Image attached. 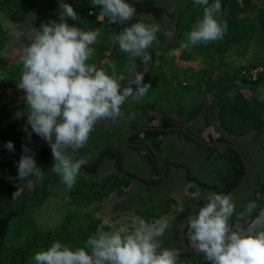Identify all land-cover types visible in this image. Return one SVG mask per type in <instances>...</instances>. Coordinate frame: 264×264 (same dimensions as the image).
<instances>
[{"label":"trees","instance_id":"trees-1","mask_svg":"<svg viewBox=\"0 0 264 264\" xmlns=\"http://www.w3.org/2000/svg\"><path fill=\"white\" fill-rule=\"evenodd\" d=\"M56 2L57 0L52 3L50 0H0L2 93L19 84L23 71L22 49L31 43L34 36L25 45H16L12 53L14 38L17 37L15 33L26 29L37 7L36 31H39L42 24L50 22L44 16L48 10L55 9L58 5ZM127 2L142 7H156L169 2L178 5L172 33H166L160 28L156 34L157 40L147 49L151 56L147 63L141 62L142 57H133L123 52L115 36L134 23L148 25L155 23L154 21L134 16L122 23H110L107 17L101 15V7L94 6L92 0L70 1L79 17L77 20L68 18L70 26L85 31L100 30L97 41L91 45L94 53L88 63L104 69L109 75H112L109 64L114 63L116 76L123 77L120 80L122 88L129 86V80L133 76L129 65H135L137 72H143L144 83L152 85L146 96L139 101H133L129 97L121 105L120 117L115 120L105 119L114 123L120 118H128V123L123 134L122 130L119 131L117 144L109 139V135L119 128L109 129L110 132L103 137L99 154L93 162L89 160L81 167L71 191H67L61 177L51 171L54 159L51 149L47 148L28 147L31 149L28 154L35 153L34 159L44 171V178L38 180L35 176H29L24 180L18 179V162L24 155L23 147L25 142L34 137L35 132L27 124L25 96L18 95L10 102L0 105V264H35L34 255L47 250L56 241L73 250L84 247L87 239L95 235L97 227L104 221L98 215L103 209L104 199L127 184L121 170L99 178L96 167L107 165L110 158L117 160L120 166L119 155L130 149V144L146 145L151 153L152 146L163 147L164 144L189 147V157L198 161V173L207 178L195 179L203 194H227L242 178V162L231 148L222 145L203 146L179 131L159 132L152 128L183 127L204 142L222 141L237 146L247 159L249 175L243 187L232 196L236 213L244 211L250 201H255L258 207L251 216L241 221H237L234 214L230 225H248L263 207L264 98L258 96L257 91L264 89V0H220L222 8L217 18L228 24L223 39L183 48L181 44L186 42V34L203 18L204 6L196 5L193 0L180 1L179 4L174 0ZM212 2L213 0H209V3ZM175 51L180 52L179 59L184 61L200 57L202 67L198 70L181 68L173 55ZM250 52L253 61L241 67L234 66L225 58L228 53L244 58ZM256 68H262V71L253 79L250 71ZM130 86L136 89L135 84ZM242 89L249 90L250 96H245ZM169 106L174 109L172 112L168 111ZM197 119H201L202 126L193 128L191 123ZM210 127L214 129V134L207 135L206 130ZM141 128L147 129L125 139ZM9 141L13 143L15 151H9L5 147ZM88 141L84 148L75 153L69 149L68 154L74 158L88 156L98 143L93 137H89ZM181 167L184 166L179 165ZM192 180L193 177L189 176L186 182L191 183ZM18 187L21 195L13 199V193ZM194 189L192 187L190 191L193 192ZM40 198L63 201L61 219L52 227L42 225L38 218ZM207 202L203 198L198 204L195 202L189 206L179 224L185 217L197 213ZM174 205L176 202L173 199L148 206L145 204L130 215L126 223L131 227V217L137 215L151 224L167 214ZM90 207L93 208L89 210ZM193 259L190 264L197 259L202 264H211L202 253Z\"/></svg>","mask_w":264,"mask_h":264},{"label":"clouds","instance_id":"clouds-1","mask_svg":"<svg viewBox=\"0 0 264 264\" xmlns=\"http://www.w3.org/2000/svg\"><path fill=\"white\" fill-rule=\"evenodd\" d=\"M193 2L204 6L203 18L186 34L181 47L223 39L228 24L217 18L221 14L220 0ZM92 4L101 7V15L110 23H122L136 15L135 7L127 0H92ZM61 8L60 22L50 21L42 24L39 31L33 29L31 43L23 47L18 87L25 92L27 124L49 143L54 159L51 171L71 191L90 156L74 158L68 150L75 153L84 148L98 121L120 117L121 105L129 97L139 101L152 85L144 83V74L137 72L135 65H129L133 78L129 86L122 88L123 77L116 76L114 63L109 64L112 75L89 64L94 53L91 45L97 41L100 30L70 26L65 17H79L71 5L62 3ZM159 30L157 23H134L117 34L115 40L123 52L142 57L141 62L147 63L151 59L147 49L157 40ZM131 84L136 85L135 90ZM5 147L15 151L11 141ZM23 152L18 162V179L35 176L42 180L44 171L37 166L35 153L28 154L31 149L26 146ZM20 195L18 187L13 199ZM206 199L208 202L199 209L198 216L188 220L193 248L211 264H264V209L252 219L248 231L234 230L230 225L233 215L236 214L237 221L244 220L258 207L256 202L250 201L237 214L231 194L210 192ZM168 227L167 221L149 224L137 215L131 217V227H115L105 219L84 247L73 250L56 241L47 250L37 252L33 260L35 264H180L178 251L162 248L160 238Z\"/></svg>","mask_w":264,"mask_h":264},{"label":"flooded vegetation","instance_id":"flooded-vegetation-1","mask_svg":"<svg viewBox=\"0 0 264 264\" xmlns=\"http://www.w3.org/2000/svg\"><path fill=\"white\" fill-rule=\"evenodd\" d=\"M50 1L52 3L56 0ZM70 1L71 0H57L56 3L58 5L55 9H52L51 11L48 10L44 17L47 20L59 23L60 13L62 11L61 4L66 3L70 5ZM174 1H177L178 4L184 2V0ZM132 6L136 9L135 17L152 20L159 24L160 28L166 33H172L173 22L178 10L177 4L169 2L168 4H161L156 7ZM37 12L38 7L35 8L31 17V22L27 24L26 29L15 33L17 38H14L15 43L13 44V49H15L18 44L25 45L34 35L33 29L36 30L38 25L36 20ZM65 20L70 25L67 17H65ZM127 123L128 118H120L114 123L108 122L105 119L97 122L94 130L89 136L98 141L96 148L90 151L88 155L92 162L99 154L103 146V137L110 132L109 129L112 127L119 128L109 135V139L114 144H117L120 136L119 131L122 130L121 134H123ZM191 126L193 128L201 127V119L192 122ZM132 133L134 134V132ZM132 133L125 139L128 140V138L133 135ZM206 134H214V129L212 127L208 128ZM25 146L38 149H51L49 143L36 133H34V137L30 141L25 142ZM151 151H153V153L150 152L146 145L139 143L133 145L130 144V149L123 151L119 155L121 157L120 166L117 163V160L110 158L107 165L96 167L97 176L99 178L121 170L125 174L124 181L127 183L120 187L119 190L122 192H113L104 199L102 203L103 209L100 212V216L102 218L105 217L110 221H117L120 218H126V220H128L130 215L134 214L139 207L144 206L145 204L148 206L151 203H162L169 199H173L175 200L176 205H174L167 214H164L158 219L169 223V227L160 239L162 241V248H168L175 251L182 250V241L180 239L181 228L189 217L198 212H194V214L185 217L179 224L181 216L187 213L189 206L193 205L195 202L198 204L203 198L207 197L208 194H203L201 192L202 190L198 188V182L195 180L196 178H199L200 180L207 178H204V176L198 173V161L189 157V147L177 144H164L163 147L152 146ZM0 158H2V156H0ZM179 165H183L184 167L179 168ZM189 176L193 177L191 183L186 182V179ZM148 184H151L152 186ZM192 187L195 188L193 192L190 191ZM125 224L129 225L126 222ZM246 226L241 223H236L233 226V229L242 230ZM184 243L188 247L192 246L191 230L188 227V223L184 230ZM198 254L199 252L197 251L192 253H180L178 261L180 264H190V260H194L193 258ZM192 264L202 263L197 259Z\"/></svg>","mask_w":264,"mask_h":264},{"label":"rangeland","instance_id":"rangeland-1","mask_svg":"<svg viewBox=\"0 0 264 264\" xmlns=\"http://www.w3.org/2000/svg\"><path fill=\"white\" fill-rule=\"evenodd\" d=\"M13 51L14 49L12 46L11 52L14 53ZM173 55L177 59L176 63L181 68H191L194 70H198L202 67V59L200 57H193L187 61H184V60L179 59L180 57L179 51L173 52ZM225 58L227 61L232 63L234 66H238V67L245 66L247 64H250L253 61L251 52L244 58H238L232 53L226 54ZM0 77H2L1 74H0ZM132 78L133 76L130 78L129 81H131ZM2 90L4 89L0 87V105L10 102L14 97L18 96V94L14 92L12 89L5 90V93H2L1 92ZM241 91L245 96H250L251 94V92L247 89H242ZM257 95L260 96L261 98H264V89L258 90ZM173 110L174 109L172 108V106L168 107L169 112H172ZM40 200L41 202L39 205L38 218L40 222L42 223V225L46 227H52L61 219V214H62L61 212H63V206H62L63 201H57L53 198H48L45 200H42L40 198ZM92 208L93 207H90L89 210H91ZM98 215H100V213ZM104 218L105 217H103V219ZM126 221H127L126 218H120L117 221H111V223L113 225L121 226L122 224H125Z\"/></svg>","mask_w":264,"mask_h":264},{"label":"water","instance_id":"water-1","mask_svg":"<svg viewBox=\"0 0 264 264\" xmlns=\"http://www.w3.org/2000/svg\"><path fill=\"white\" fill-rule=\"evenodd\" d=\"M0 127H2V126H0ZM144 129H147V128L138 129L134 133L139 132L140 130H144ZM152 129L155 130V131H159V132H169V131H175L176 130V131L182 132L183 134H186L194 142H196V143H198L200 145H203V146L222 145V146H226L228 148H231L240 157V160H241L242 165H243V175H242V178L240 179V181L238 182V184L233 189H231L227 194H231L232 196H234L243 187V185L246 183V181L248 179V175H249V165H248V162H247V159H246L244 153L237 146H235L233 144H230V143L222 142V141H215V142H210V143L204 142V141H202V140L194 137L188 130H186L183 127L152 128ZM262 209H264V204H263ZM259 214H260V212L258 213V215ZM195 216H198V213L195 214ZM188 220L183 224V226L181 228V231H180V239L182 241V250H178L179 253H192V252H196V250L193 248V246L188 247L184 243V230H185V227H186V225L188 223ZM250 225H251V222L245 228H243L242 230L243 231H248Z\"/></svg>","mask_w":264,"mask_h":264},{"label":"built area","instance_id":"built-area-1","mask_svg":"<svg viewBox=\"0 0 264 264\" xmlns=\"http://www.w3.org/2000/svg\"><path fill=\"white\" fill-rule=\"evenodd\" d=\"M100 18H102V17H100ZM261 71H262V68H256V69L250 71V75H251V77L254 79V78L256 77L257 73H259V72H261ZM12 90H13L14 92H16L18 95H23V96H25V92H24V90H23V89H20V88L18 87V85H17V87H15V88L12 89Z\"/></svg>","mask_w":264,"mask_h":264}]
</instances>
